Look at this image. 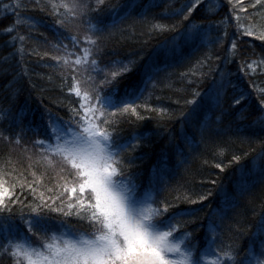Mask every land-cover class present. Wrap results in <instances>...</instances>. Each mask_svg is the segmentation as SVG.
<instances>
[{
	"label": "snow or ice",
	"instance_id": "1",
	"mask_svg": "<svg viewBox=\"0 0 264 264\" xmlns=\"http://www.w3.org/2000/svg\"><path fill=\"white\" fill-rule=\"evenodd\" d=\"M175 3L0 0V10L14 17L0 35L10 37L9 47L20 44L17 52L0 61V103L5 105L0 107V118L11 120L16 115L28 74L23 67L26 36L18 34V26L27 20H32L29 29L39 25L25 16L28 5L42 12L50 9L54 35L45 43L57 53L51 59L62 70V83L79 98V108L70 109L69 120L45 109L40 115L43 130L24 124L23 113L17 116V135L28 129L38 137L32 143L38 150L37 163L45 169L41 176L52 172L54 177L48 186L33 172V181L21 182L18 193L15 183L5 187L0 180V264H264V205L259 212L253 209L250 223L245 214L236 212L255 183L264 184V87L249 81V91L228 69L242 58L237 49L242 37L264 41V25L252 23L255 13H248L241 0H185L179 7ZM257 6L264 9V0L250 4L253 9ZM222 7L228 11L221 17ZM155 8L161 11L153 13ZM134 14L144 26L141 35L162 39L154 46L145 41L131 53L108 50L110 39L126 33L123 25ZM68 23L84 27L83 40L61 31ZM27 38L31 39L30 30ZM228 39L231 49L224 48L223 57L217 56L222 62L215 69L210 67L208 53L192 63L191 53L210 52ZM259 48L252 53L256 59L240 65L245 77L250 75L245 69L264 68V44ZM17 54L16 63L8 64ZM181 64H191L181 77H193L188 84L196 86L185 89L186 94L176 101L177 110L148 105L145 94L150 95V88ZM207 76L211 82L202 88ZM141 100L145 103L139 104ZM141 108L156 114L157 131L146 127L150 118ZM162 121L179 123L182 131L191 129V135L184 136L191 152L225 135L248 144L250 151L231 152L227 164H215L221 172L239 166L240 179L233 190L214 179L210 181L214 189L164 198L174 170L161 159L145 176V156L136 155L152 146L154 136L162 135ZM122 123L131 126L127 135ZM167 141L173 143L171 133ZM253 143L256 148H251ZM216 147L218 155L224 156L227 144L216 141ZM249 158L252 169L244 164ZM213 196L219 200L215 207L204 203Z\"/></svg>",
	"mask_w": 264,
	"mask_h": 264
},
{
	"label": "trees",
	"instance_id": "2",
	"mask_svg": "<svg viewBox=\"0 0 264 264\" xmlns=\"http://www.w3.org/2000/svg\"><path fill=\"white\" fill-rule=\"evenodd\" d=\"M16 2V0H11ZM27 4V0H23ZM52 2L60 4H71V0H52ZM147 0H141V3H146ZM185 0H176L175 7H179ZM226 3V0H224ZM255 0H241L243 6L247 9L248 13H255V17L252 18V23L257 27L264 25V9H257L250 7V4ZM43 3H48V0H42ZM64 11V9H60ZM140 9L137 8L136 12ZM160 8L153 9V13L160 12ZM228 11L226 7L220 9V16H224ZM25 16L32 17L34 20L39 21L37 27L29 26L32 24V20L23 21L18 26V34L25 35L26 40L23 45L24 49V63L23 67L27 70V75L23 80V90L19 94L16 102L15 113L11 120L0 118V180L4 182L5 187L15 183L17 185L16 191L19 192V184L21 182H32L34 177L33 172L37 177H40L42 183L51 186L49 180L54 177V173L47 172L44 176L41 173L45 172L42 165L37 163L38 150L33 147V141L38 137L34 136L31 131L25 129V134L17 135L19 128L17 126V116L20 113L24 114V124H31L33 126L39 125L43 130L44 122L41 121L40 115L45 109L50 110L53 114L62 117L64 120H69L73 113L71 108H79V98L74 94H70L67 89V84L62 83V70L57 66V62L51 59L54 53L51 50L49 44L45 43V39L52 41L53 32V17L50 14V9L44 12L40 11L34 5H28ZM219 19L220 17H216ZM71 20L72 18L69 17ZM14 17L12 15H6L3 10H0V33L6 30V26L12 25ZM164 23H171L174 21H163ZM127 29L124 35L117 33L108 42V50L113 48L119 50L121 53H131L137 50L145 41L149 43V46H154L159 42L158 38H150L147 35H141L144 30L143 24L135 17L126 22L123 25ZM31 32V39L28 37V32ZM228 32H232L231 26L227 28ZM65 34L79 35L81 40L84 38V27H79L75 23H68L65 28L61 29ZM222 34V33H221ZM10 37L0 35V61H3L4 57L10 56L11 53L17 52L20 44L17 42L15 47L7 46V42ZM54 42V41H53ZM64 43L70 42L65 40ZM264 44V41L255 39V37H242L237 44V49L241 53V59H237L235 63L229 64L228 69L234 74V79L239 76L240 82L249 91L252 90L249 81H255L257 87H264V68L255 66V72L250 69V75L245 77L240 65L245 60L250 62L252 59H256L252 55L253 50L259 52V45ZM224 48L231 49V39L224 42L223 46L217 44L212 47L209 52L208 49H204L200 52L191 53L192 63L194 64L196 59L202 58L206 53L212 56L210 67L215 69L218 64H221L222 59H217V56L221 58L224 55ZM33 49L35 53H33ZM72 51L71 47L68 49ZM48 53V55H45ZM61 55L63 53H60ZM82 54V53H78ZM74 59V57H68ZM19 59V55L15 59H9L8 64H15ZM6 66V65H5ZM191 64H181L174 68L169 69L167 78H161L156 84L155 88H150L149 93L145 94L147 104L155 108H166L169 111L177 110V100H180L185 95V89L194 88L195 84H188V79H194L188 77L183 79L182 73H187ZM207 72V69H205ZM87 73H85L86 75ZM70 79L67 83L70 84ZM211 82V76H207L201 85V87H207ZM231 91L229 95H231ZM190 98V97H189ZM139 104H144L145 101H138ZM256 103L255 95L253 97V104ZM0 103V107H3ZM141 113L146 117H149L146 127L157 131L155 113L144 112L143 108L140 109ZM134 119V117H133ZM165 125L160 136H154L152 139V146L140 149L136 155H144L145 160L143 162V170L145 176L150 172L153 165H156L161 159L166 161L167 166L174 170V175L170 181V187L164 192V198L172 200L174 196L181 195L185 192H200L206 189H214L216 186L211 184L210 181L219 179L227 188L232 191L236 181L240 179L239 166H233L224 172H221L215 167L216 163L223 162L227 164L231 159V152L242 154L243 151H250L248 144H241L235 136L225 135L220 138H216L214 141H206L199 144V147L191 152L185 145L184 136L191 135V129L181 130L179 123L174 121H162ZM120 127L123 129V134L127 135L130 130V125L122 123ZM171 133L174 137L172 144H168L167 137ZM4 137H9L5 139ZM198 139V137H197ZM216 141H220L223 144H227V149L224 152V156H219L220 148L216 147ZM257 144L253 143L251 148H256ZM186 163H181V161ZM139 163V162H138ZM244 164L252 169L254 165L249 158L244 161ZM258 171V168L255 169ZM54 183V180H53ZM30 199V197H29ZM205 204L211 203L215 207L219 200L213 196L209 201H205ZM261 205H264V184L256 182L252 191L241 200L240 207L236 209V212L245 214L249 223L254 219L253 209L256 212L260 211ZM206 209L205 211H207ZM74 222V221H73ZM203 235V230L201 231ZM246 243V239L242 241Z\"/></svg>",
	"mask_w": 264,
	"mask_h": 264
}]
</instances>
